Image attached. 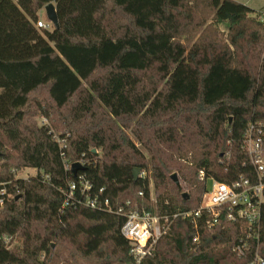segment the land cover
I'll return each mask as SVG.
<instances>
[{
  "label": "trees",
  "instance_id": "obj_1",
  "mask_svg": "<svg viewBox=\"0 0 264 264\" xmlns=\"http://www.w3.org/2000/svg\"><path fill=\"white\" fill-rule=\"evenodd\" d=\"M50 2L59 27L38 28ZM259 119L264 21L238 0H0V264H134L118 211L149 203L140 173L160 215L197 209L208 178L253 176ZM81 174L100 208L67 199ZM236 231L176 218L141 264H248Z\"/></svg>",
  "mask_w": 264,
  "mask_h": 264
},
{
  "label": "built area",
  "instance_id": "obj_2",
  "mask_svg": "<svg viewBox=\"0 0 264 264\" xmlns=\"http://www.w3.org/2000/svg\"><path fill=\"white\" fill-rule=\"evenodd\" d=\"M261 19L264 21V12L261 13ZM37 27L51 29L53 23L40 19L37 22ZM43 123L46 124L47 120L43 119ZM244 148L254 171L253 176L241 177L232 183L208 178L206 191L197 209L177 212L172 215H160L155 206V198L152 210L136 203L128 212L123 213V209L118 211L125 216L121 234L130 244V254L134 258V264H141L143 260L154 253L158 241L169 233L176 218H191L196 228L204 225L210 230L224 229L228 223L235 224L237 231L232 247L233 252L238 257L247 259L248 264H264V256L261 254L264 218V119H259L249 125ZM27 169L34 173L28 174L26 178L38 174L37 169ZM140 176L147 177L148 175L146 171H143ZM200 177L205 179L203 171H201ZM91 190L92 184L85 175L81 174L77 183L70 184L67 199L74 204L72 198L78 192L82 198H79L78 202H84L91 208H100L98 197L91 196ZM100 191L102 192V189ZM139 196L143 197L144 191H140ZM14 197V194H8L5 189H0V205ZM151 199L153 196L150 189ZM68 204L69 201L66 202V205ZM128 204L131 203L128 202ZM103 207L111 210L107 199L104 201ZM199 236L197 233L194 242L199 240Z\"/></svg>",
  "mask_w": 264,
  "mask_h": 264
},
{
  "label": "rangeland",
  "instance_id": "obj_3",
  "mask_svg": "<svg viewBox=\"0 0 264 264\" xmlns=\"http://www.w3.org/2000/svg\"><path fill=\"white\" fill-rule=\"evenodd\" d=\"M239 2H242L244 4H246L247 6H249L250 8H252L253 10L255 11H259V14L263 13L264 11L262 9H264V0H239ZM41 15L42 17L46 16V13L45 11L41 12ZM221 30L223 31H227V26L226 25H222L221 26ZM41 123V120L39 121ZM15 173V177H22V178H26V176L28 174H33L34 172L30 169H27V168H24V169H21V170H17V171H14ZM148 177L150 178V183H151V195L153 196V199H151L149 201L148 204H146V202L143 204V206H151V207H154V200L156 198L155 196V190H154V184L152 183V180H151V175L150 173L148 172L147 173ZM209 184V183H208ZM138 203V202H137ZM21 243L19 241L18 238H16L13 242H12V246H19L20 247ZM59 264H66L64 263L63 261H61V263Z\"/></svg>",
  "mask_w": 264,
  "mask_h": 264
},
{
  "label": "water",
  "instance_id": "obj_4",
  "mask_svg": "<svg viewBox=\"0 0 264 264\" xmlns=\"http://www.w3.org/2000/svg\"><path fill=\"white\" fill-rule=\"evenodd\" d=\"M45 13L47 16V19L53 23V25L58 28L59 27V20H58V14H57V9L56 6L53 2L48 3L45 6ZM84 169L83 165L81 163H74L72 166V172L76 176L78 170ZM140 173L139 168H135L133 171L134 179H138ZM172 179L175 181L176 184L179 185V179L177 175L174 173L172 176ZM186 193L183 194L184 197H186ZM16 199H19V196H16Z\"/></svg>",
  "mask_w": 264,
  "mask_h": 264
},
{
  "label": "crops",
  "instance_id": "obj_5",
  "mask_svg": "<svg viewBox=\"0 0 264 264\" xmlns=\"http://www.w3.org/2000/svg\"><path fill=\"white\" fill-rule=\"evenodd\" d=\"M239 1V0H238ZM242 3V2H241ZM244 4V3H243ZM244 5H246V4H244ZM249 7V6H248ZM263 11H264V9H262ZM257 12H259V11H257Z\"/></svg>",
  "mask_w": 264,
  "mask_h": 264
}]
</instances>
